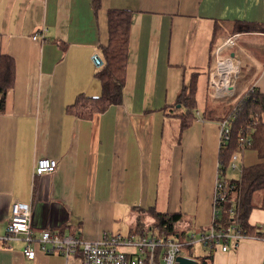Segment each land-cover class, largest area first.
<instances>
[{"label": "crops", "instance_id": "1", "mask_svg": "<svg viewBox=\"0 0 264 264\" xmlns=\"http://www.w3.org/2000/svg\"><path fill=\"white\" fill-rule=\"evenodd\" d=\"M100 4L95 12L92 0H0V57H11L16 66L0 112V238L15 202L31 206L36 237L45 229L88 241L124 230L128 236L140 215L153 225V212H179L192 230L212 223L222 107L229 103L207 96L212 36L217 25L227 34L217 39L239 34L230 52L242 61L245 80L235 84L236 96L253 88L264 96V31L237 30L240 22L264 29V0ZM111 9L131 12L124 98L81 119L67 108L79 95L102 94L92 57L102 56L100 47L108 43ZM193 78L197 117L182 131L177 97ZM205 110L220 120L203 117ZM237 154L236 169L229 167L223 178L228 182L260 162L251 149ZM42 158L59 167L33 180ZM251 204L248 222L259 229L264 189ZM258 229L253 234L264 236ZM254 235L227 251L214 250L213 264H264V242ZM24 247L23 241L0 239V264H74V258L40 251L29 260Z\"/></svg>", "mask_w": 264, "mask_h": 264}, {"label": "trees", "instance_id": "2", "mask_svg": "<svg viewBox=\"0 0 264 264\" xmlns=\"http://www.w3.org/2000/svg\"><path fill=\"white\" fill-rule=\"evenodd\" d=\"M94 11L100 8V0H92ZM108 43L100 47L102 53L103 66L96 74L97 80L102 85V94L99 97L91 98L79 95L74 104L67 108L72 115L81 119H91L95 114L105 112L110 106L121 104L124 98V87L127 79L129 65V46L131 29V12L127 10L111 9L108 13ZM255 23L240 22L237 30L239 32H259L263 28L256 27ZM227 35L220 25L215 27L214 41L219 36ZM231 35V34H230ZM16 66L14 60L7 56L0 57V112L5 109L6 98L15 85ZM196 80L184 87L177 97L176 106L181 109L175 116L181 120L182 131L188 129L197 117L196 114ZM229 103L222 107L221 121L230 115H235L231 122L230 135L221 142L219 149V173L222 185L221 195L218 205L219 213L215 218L216 228L233 226L240 230L243 235L253 236L257 227L249 224V213L253 209L252 196L256 191L264 189V122L261 114L264 112V96L259 90L253 88L247 94L234 96ZM211 110H205L203 117L207 119H217L220 117L213 115ZM216 113V112H215ZM249 142V144L246 143ZM251 149L257 152L260 162L246 167L238 180L226 181L227 170L231 166L233 155L236 152ZM154 216L151 228H157L165 232L180 231V226H184L182 215L176 213H152ZM191 223H188V225ZM141 221H137L133 229H137L132 234L143 235L145 230L140 228ZM167 225L166 229L163 228ZM188 231L192 230V225L187 226ZM256 228V229H255ZM205 230V229H201ZM259 231L260 228L258 229ZM262 232V231H261ZM264 234V232H262ZM254 236H262L257 233ZM184 253L192 257V247H185ZM213 248L209 249L206 255L194 257L198 264H213Z\"/></svg>", "mask_w": 264, "mask_h": 264}, {"label": "built area", "instance_id": "3", "mask_svg": "<svg viewBox=\"0 0 264 264\" xmlns=\"http://www.w3.org/2000/svg\"><path fill=\"white\" fill-rule=\"evenodd\" d=\"M239 34H233L215 41L212 55L215 60L213 68L208 75L207 96L212 100L230 101L235 94V84L243 71L242 61L231 54V49L236 46ZM37 36L34 37L36 39ZM228 55V56H226ZM92 61L97 69L103 66L102 57L95 54ZM235 66V68H234ZM234 69L233 77L226 83L229 69ZM235 115H230L220 122L221 142L228 138L231 122ZM249 144L248 141H246ZM238 160L237 152L233 155L231 169H236ZM59 167L58 161L42 158L36 162L33 171V180L38 177L53 174ZM221 181L217 179L215 198L213 203V219L211 225L205 230H190L187 233L185 226H180V231L165 232L157 228H150V233L143 235L105 233L96 241L81 239L77 235H60L45 229L39 237L34 235L31 226L32 208L28 204L15 202L12 205L11 216L6 227V232L0 239L4 242L23 241L25 244L23 255L29 260H34L37 251L46 255H63L67 260L78 256L80 264H176L179 256L194 259V247L200 245L203 254L211 248L227 251L231 244L241 243L250 238L243 235L233 226L216 228L215 218L219 213L218 203L222 199ZM167 225L163 228L166 229ZM264 231V226L260 227ZM264 242V236L256 237ZM185 247H192V257L184 253ZM184 253V254H183Z\"/></svg>", "mask_w": 264, "mask_h": 264}, {"label": "rangeland", "instance_id": "4", "mask_svg": "<svg viewBox=\"0 0 264 264\" xmlns=\"http://www.w3.org/2000/svg\"><path fill=\"white\" fill-rule=\"evenodd\" d=\"M232 52H233V51H232ZM231 54H232V53H231ZM226 56H228V55H226ZM239 60H240V59H239ZM213 63H215V60H214V59H213ZM241 64H242V63H241ZM242 66H243V64H242ZM238 78L240 79L239 82L245 80L243 74H241ZM239 79H238V80H239ZM249 90H251V89H249ZM249 90H248V91H249ZM248 91H247L246 93H244V95L247 94ZM235 94H236V93H235ZM201 103H202V102H201ZM177 107H178V105H177ZM182 110H183V109H182ZM143 218H144V216H142V215L139 216V221H141L140 228L143 229V230H145L146 233H150L151 231H150V229H149V225L146 224V223H144ZM182 227H183V226H182ZM136 231H137V229H133V232H136ZM119 234H121V235H123V236H126V235L128 234V230H127V231L124 230V231L120 232ZM183 254H184V253H183ZM201 256H204V254H203V248H202L200 245H195V247H194V257L196 258V257H201ZM72 260L74 261V264H80V261H79V259H78V256L74 257V259H72Z\"/></svg>", "mask_w": 264, "mask_h": 264}, {"label": "water", "instance_id": "5", "mask_svg": "<svg viewBox=\"0 0 264 264\" xmlns=\"http://www.w3.org/2000/svg\"><path fill=\"white\" fill-rule=\"evenodd\" d=\"M181 106L178 105V108H180ZM176 264H198V261L193 259V258H189V257H185V256H179L176 259Z\"/></svg>", "mask_w": 264, "mask_h": 264}, {"label": "bare ground", "instance_id": "6", "mask_svg": "<svg viewBox=\"0 0 264 264\" xmlns=\"http://www.w3.org/2000/svg\"><path fill=\"white\" fill-rule=\"evenodd\" d=\"M234 68H235V66H234ZM233 71H234V69H229V71H228V75H227V78H225V81H226V83L225 84H227L228 82V80L231 78V77H233Z\"/></svg>", "mask_w": 264, "mask_h": 264}]
</instances>
